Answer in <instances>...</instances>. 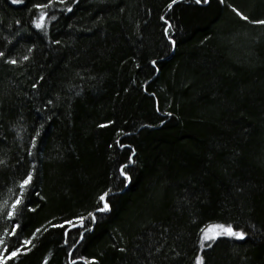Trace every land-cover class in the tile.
Segmentation results:
<instances>
[{
	"label": "trees",
	"instance_id": "trees-1",
	"mask_svg": "<svg viewBox=\"0 0 264 264\" xmlns=\"http://www.w3.org/2000/svg\"><path fill=\"white\" fill-rule=\"evenodd\" d=\"M259 21L264 0H0L5 264H264ZM211 225L244 239L201 247Z\"/></svg>",
	"mask_w": 264,
	"mask_h": 264
},
{
	"label": "snow or ice",
	"instance_id": "snow-or-ice-1",
	"mask_svg": "<svg viewBox=\"0 0 264 264\" xmlns=\"http://www.w3.org/2000/svg\"><path fill=\"white\" fill-rule=\"evenodd\" d=\"M14 2H19V0H14ZM172 2L175 3L176 0H172ZM199 2H200V0H197V3H199ZM222 2H223V0H222ZM237 14L239 15L240 13H237ZM242 18L247 19V17H242ZM256 23L264 24V21H259V22H256ZM37 27H40V24H37ZM0 55H2V53H0ZM11 62L15 63V61H11ZM31 180H32V176H31V174H29L27 176V178L23 181V183L20 185L21 189H26L27 185L30 184ZM106 195L107 194L102 195L100 197V201H105V196ZM20 202L21 201L18 199L16 201V204H19ZM108 208H109V205L105 201L104 204H103V207L101 209H99V211H107ZM13 209H15V205H13ZM9 215H12V213H9ZM37 231L39 232L40 230L38 229ZM219 235H228V236H232V237H235L236 239H241V240L244 239V234L242 232L234 231L231 226H228V227L216 226L215 228H209V229L204 230L201 247L204 246L203 242H206V241H209V240H215L216 237L219 236ZM25 244L26 245L32 244V241L31 240L26 241ZM208 247H211V245L209 244ZM4 250L7 251L6 248ZM18 254H19V250L13 251L8 256V259H12L13 257H16ZM0 264H5V262L2 259H0ZM196 264H204L203 258H198Z\"/></svg>",
	"mask_w": 264,
	"mask_h": 264
},
{
	"label": "rangeland",
	"instance_id": "rangeland-1",
	"mask_svg": "<svg viewBox=\"0 0 264 264\" xmlns=\"http://www.w3.org/2000/svg\"><path fill=\"white\" fill-rule=\"evenodd\" d=\"M216 226H222V225H211V226H208L207 228H205V230L206 229H209V228H215ZM224 227H226V226H224ZM204 232V231H203ZM211 234V233H210ZM221 236H224V237H232V236H228V235H219V236H217V237H221ZM202 237H203V234H202V236H201V239H202ZM216 237V238H217ZM210 241H212V240H209V241H206L207 243L208 242H210ZM205 242V243H206ZM0 259H2V255H0Z\"/></svg>",
	"mask_w": 264,
	"mask_h": 264
},
{
	"label": "bare ground",
	"instance_id": "bare-ground-1",
	"mask_svg": "<svg viewBox=\"0 0 264 264\" xmlns=\"http://www.w3.org/2000/svg\"><path fill=\"white\" fill-rule=\"evenodd\" d=\"M99 211V210H98ZM97 212V211H96ZM95 213V212H94Z\"/></svg>",
	"mask_w": 264,
	"mask_h": 264
}]
</instances>
